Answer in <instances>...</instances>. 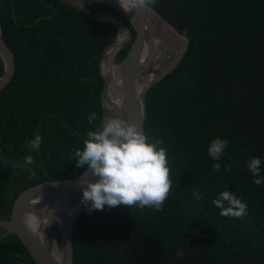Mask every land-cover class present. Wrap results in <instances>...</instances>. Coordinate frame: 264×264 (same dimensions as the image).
<instances>
[{"label": "trees", "instance_id": "16d2710c", "mask_svg": "<svg viewBox=\"0 0 264 264\" xmlns=\"http://www.w3.org/2000/svg\"><path fill=\"white\" fill-rule=\"evenodd\" d=\"M86 5L117 13L136 36L120 10ZM151 5L190 41L180 65L147 91L145 132L166 149L170 193L159 211L85 206L73 227L75 264H264V184H254L247 168L260 157L264 175V0ZM0 25L16 59L14 76L0 91V219L9 220L26 188L87 169L76 167L73 154L103 125L100 62L119 29L63 0H0ZM36 135L40 148L30 150ZM217 137L229 145L214 161L207 148ZM28 155L33 165L13 166ZM224 190L247 203L245 215H219L212 201ZM0 264L37 263L13 233L0 238Z\"/></svg>", "mask_w": 264, "mask_h": 264}, {"label": "water", "instance_id": "95a60500", "mask_svg": "<svg viewBox=\"0 0 264 264\" xmlns=\"http://www.w3.org/2000/svg\"><path fill=\"white\" fill-rule=\"evenodd\" d=\"M63 1L71 3L93 19L111 21L118 25V35L105 49L100 62V72L105 80L102 90L103 123L113 113L107 103L111 74L104 72L103 62L111 48L118 47L119 52L131 44L128 55L122 61L116 60L118 52L115 56V61L121 69L123 102L120 117L125 122L136 124L146 134L147 91L180 65L188 51L189 38L151 4L145 8L125 11L119 0ZM88 2L106 4L126 14L136 30V36L131 26L120 15L115 12L92 11L86 5ZM122 33L126 34V38L119 44ZM164 52L172 54V58L161 69H157L150 79L146 78L145 72H153L157 59ZM0 56L4 62V73L0 77L1 91L12 80L16 69L15 55L3 38L1 25ZM145 79L143 88L138 90L140 82ZM83 173L76 178L44 181L23 190L14 201L11 218L0 219V226L5 228L0 238L7 234H16L37 264H75L73 227L86 206L81 202ZM90 179L95 180L96 177ZM75 203H79V209L70 216L67 204Z\"/></svg>", "mask_w": 264, "mask_h": 264}, {"label": "clouds", "instance_id": "9594fccd", "mask_svg": "<svg viewBox=\"0 0 264 264\" xmlns=\"http://www.w3.org/2000/svg\"><path fill=\"white\" fill-rule=\"evenodd\" d=\"M125 11L141 9L152 4L154 0H119ZM95 119V113L89 116V123ZM42 137L36 135L28 142L30 150H38ZM162 141H150L149 137L134 123L125 122L118 118H109L98 130L89 131L83 141L82 149L73 154L76 167L87 166L81 177L83 186L82 203L88 211L103 210L121 204L143 210L145 207L162 210L164 201L171 189L169 178V161L166 149L159 145ZM226 138H215L208 145L207 152L214 161H219L228 147ZM35 163L28 155L23 165L28 167ZM262 161L260 157H253L248 161L247 168L256 177V185L264 184L261 175ZM221 165L213 164V169L219 171ZM32 176L34 169H29ZM90 177H96L95 180ZM194 196L196 194H193ZM212 204L220 209L219 215L239 218L247 213L248 205L238 198L234 192L224 190ZM178 251L177 256L182 257Z\"/></svg>", "mask_w": 264, "mask_h": 264}, {"label": "bare ground", "instance_id": "6f19581e", "mask_svg": "<svg viewBox=\"0 0 264 264\" xmlns=\"http://www.w3.org/2000/svg\"><path fill=\"white\" fill-rule=\"evenodd\" d=\"M125 36H126L125 33L121 34L118 40L119 44L124 42L126 38ZM117 52H118V47H113L107 52L106 58L103 62V70L105 73L111 74V84L109 86L108 99H107V103L110 109L113 111L110 118H118L124 121V119L120 117L122 115V113H120V108L123 102V94L121 88V69L115 61V56ZM159 58L158 59L160 63L158 62L157 59V62L153 67L154 68L153 72L151 73L149 71L145 72L146 78L148 77L150 79L155 74L157 69L158 70L161 69V67L172 58V54L169 55L164 52L163 54H161V57ZM145 82L146 79L140 82L138 90H141L143 88ZM79 206H80L79 203L78 204L75 203L71 205L67 204V209L70 216L75 214V212L79 209Z\"/></svg>", "mask_w": 264, "mask_h": 264}]
</instances>
